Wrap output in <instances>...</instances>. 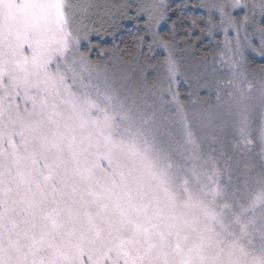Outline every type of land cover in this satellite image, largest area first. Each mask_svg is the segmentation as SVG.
<instances>
[{"label": "snow or ice", "instance_id": "1", "mask_svg": "<svg viewBox=\"0 0 264 264\" xmlns=\"http://www.w3.org/2000/svg\"><path fill=\"white\" fill-rule=\"evenodd\" d=\"M257 57L264 0H0V264H264Z\"/></svg>", "mask_w": 264, "mask_h": 264}, {"label": "trees", "instance_id": "2", "mask_svg": "<svg viewBox=\"0 0 264 264\" xmlns=\"http://www.w3.org/2000/svg\"><path fill=\"white\" fill-rule=\"evenodd\" d=\"M131 31H135L133 22L131 20L124 22V24L122 23L120 29L118 31H116L115 43L118 44L120 48H123L126 44H130L129 33ZM111 38H113V36L108 35L107 41H105L101 45L105 46V47H112L113 46V40L110 42Z\"/></svg>", "mask_w": 264, "mask_h": 264}, {"label": "rangeland", "instance_id": "3", "mask_svg": "<svg viewBox=\"0 0 264 264\" xmlns=\"http://www.w3.org/2000/svg\"><path fill=\"white\" fill-rule=\"evenodd\" d=\"M98 2L104 3L105 0H98ZM116 2H119V0H116ZM127 21H128L127 19L120 21V25H122V23L124 24V22H127ZM107 39H108V35H103V34L93 37L94 42L99 43V44H103L105 41H107ZM112 40H113V38H111L110 42ZM256 62L257 63H264V60H261L259 57H257Z\"/></svg>", "mask_w": 264, "mask_h": 264}]
</instances>
